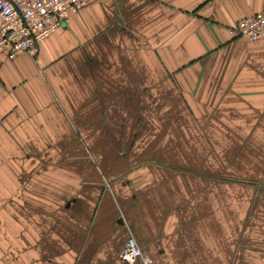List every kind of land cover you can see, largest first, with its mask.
Returning a JSON list of instances; mask_svg holds the SVG:
<instances>
[{
  "label": "crops",
  "instance_id": "1",
  "mask_svg": "<svg viewBox=\"0 0 264 264\" xmlns=\"http://www.w3.org/2000/svg\"><path fill=\"white\" fill-rule=\"evenodd\" d=\"M87 1L39 56L0 61V264H18L1 237L21 236L23 174L40 177V264H127L131 237L153 264H264V187L220 177L230 141L237 173L264 172V40L230 34L264 0ZM165 151L185 165L81 167ZM33 244L5 249L34 264Z\"/></svg>",
  "mask_w": 264,
  "mask_h": 264
},
{
  "label": "built area",
  "instance_id": "2",
  "mask_svg": "<svg viewBox=\"0 0 264 264\" xmlns=\"http://www.w3.org/2000/svg\"><path fill=\"white\" fill-rule=\"evenodd\" d=\"M87 4V0H0V61L4 56H39L42 43ZM230 34L252 42L264 40V13L243 19ZM121 259L127 264H153L134 237L128 240Z\"/></svg>",
  "mask_w": 264,
  "mask_h": 264
},
{
  "label": "rangeland",
  "instance_id": "3",
  "mask_svg": "<svg viewBox=\"0 0 264 264\" xmlns=\"http://www.w3.org/2000/svg\"><path fill=\"white\" fill-rule=\"evenodd\" d=\"M139 127L137 128L135 126V131L138 130ZM137 133V132H136ZM136 143L133 142V143H125V146L124 148L126 149L127 148V145H129V147L127 149L130 148V145H135ZM208 144V143H207ZM214 144V143H213ZM212 143H210V145L208 146H213ZM235 143L234 142H226V153L225 155H227V157H225V160H226V165H225V168H226V172H225V175L222 176L220 174V177H225L224 180H226V182H234V181H243L242 179H249L251 178V182H256V183H259L261 186L264 187V172L261 174V176H259V180H256L258 178H255L254 176H251L250 174H246L247 172L251 171L250 169V166L248 165L247 162H240V159H238L237 157H235ZM147 146V145H146ZM151 147V150H154V144H151V145H148ZM173 146V145H172ZM204 144H202L201 142L200 143H195L194 147H195V150H199V149H203L204 148ZM208 146H206L204 149H208ZM134 147L131 148V150L133 149ZM83 149L86 150V151H90V149L88 148V146H86V143H83ZM168 148H166V150H168ZM174 149V148H173ZM132 152V151H131ZM101 153V152H99ZM169 152L165 151V152H161V156L158 157L157 159H154V158H151L150 156L149 157H145V158H142V157H139L137 156V153H134L131 155V157H127V158H103V157H97L96 159H93V158H82L81 159V167L82 168H86L88 166H94L97 165L98 167H101V169L103 167H123V168H128V169H132L133 167H139L142 165V163H149L153 160H161L163 162H172V163H175L177 166H184L185 165V159H174V158H168V156H164L163 155H169L168 154ZM173 153V152H172ZM136 154V155H135ZM84 155V153H83ZM203 158H194V170H199V169H202V164H201V161H202ZM181 160L183 162H181ZM209 161V163H211L209 165L208 161L207 164H205L206 166V169H214L216 170L217 167L214 168V161L210 160V159H206ZM67 162L68 159H67ZM213 163V164H212ZM216 165V164H215ZM239 165H241L242 167H244V172L242 173H237V168H239ZM261 168H259L260 170ZM220 170H221V167H220ZM243 170V169H242ZM255 170V168H254ZM264 170V169H263ZM260 173V171H259ZM246 174V176H244ZM39 175L38 174H23L21 176V181H26V179L32 177V181L34 182V187L33 188H29L27 191L25 188L21 189L18 191V195H16V198L18 199V202H17V211L19 213V215L22 217V220H20L19 222L17 223H14L16 225V230L18 231H21L19 232L21 236H17L18 238H14V237H11L10 236V227H9V223H2V228H3V232H2V237H1V241H2V245H3V260L6 262H9L11 260L14 259L15 257V260L17 261V263L21 264L22 262L24 263V257H25V254H24V250L22 249L21 251L19 250V254H9V249H5V247H15L16 245L17 246H22L24 247L26 245V242L29 243V240H33L34 242V247H35V253L34 254V264H40V258H41V246H42V243H43V240H45V242L48 241V238L46 239H42V220H41V210H42V206H41V188H40V184L38 182H40V177H38ZM108 176V177H107ZM111 175H105V177L107 179H111L113 176L115 178L117 177H120L118 176L117 174L116 175H112L111 178H110ZM263 177V178H261ZM113 179V178H112ZM245 179V180H246ZM37 181V182H36ZM99 181H100V178H99ZM249 181V180H248ZM247 181V182H248ZM226 193L228 195V193H233L232 190H229V187L226 186ZM260 191V190H259ZM258 191V192H259ZM260 193V192H259ZM260 195H258L259 197ZM260 198V197H259ZM52 210H54L52 207H51V213H52ZM55 211H56V208H55ZM33 220V221H32ZM31 229L33 230V233H34V238L33 239H27L25 238V235H26V232L28 229ZM13 229V228H12ZM14 230V229H13ZM32 233V232H30ZM141 247V246H140ZM142 248V247H141ZM143 249V248H142ZM144 251V249H143ZM145 253H147L146 251H144ZM148 254V253H147ZM15 264V263H14Z\"/></svg>",
  "mask_w": 264,
  "mask_h": 264
}]
</instances>
